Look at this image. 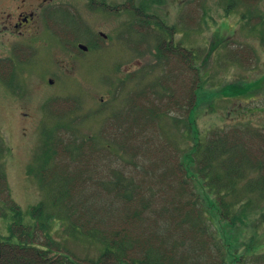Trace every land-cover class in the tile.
Masks as SVG:
<instances>
[{
    "label": "rangeland",
    "instance_id": "1",
    "mask_svg": "<svg viewBox=\"0 0 264 264\" xmlns=\"http://www.w3.org/2000/svg\"><path fill=\"white\" fill-rule=\"evenodd\" d=\"M181 1L188 8L180 13L177 11L181 14L184 29L193 26V22L187 19H196L194 25L199 26L197 34L186 31L191 34L183 35V47L186 52H194V66L201 79L189 119L186 107L181 113L175 111L174 103L182 99L181 94L176 92L173 102L168 101L169 95L173 98L171 91L163 100L171 104L170 113L155 123H149L145 117L134 120L137 100L142 98L141 101L149 104L157 103V98L162 97L152 96L150 91L154 90L149 88L161 80L165 84L167 78L179 73L172 56L168 57L170 62L167 64H151V68H142L148 60L153 61L152 52H144L148 44H154L145 33L135 35L134 51L138 54H135V67L142 69L140 74L137 72V79L130 82L123 73L130 63H126L129 45L134 43L130 44L129 35L122 31L105 41L100 54L76 53L75 58L55 48V58L64 66L62 68H55L52 58H45L37 66H27L14 60L12 77L8 80L10 78L13 83L15 93L10 94L0 85V139L7 150L4 156L7 187L26 224L31 222V207L39 203L52 207L54 198L51 199V192L57 187V179H37L36 173L39 167H44L45 153L50 154L45 167L51 165L53 149L58 152L57 161H60L56 171L68 163L78 166L76 170L84 169L89 162L92 173L99 177L122 172L125 176L145 182L160 200L163 182L169 181L176 187L175 180L185 174L181 165L187 164L191 172L187 176L192 178V183H201L207 174L204 168L208 159L206 148L218 146L213 136L228 133L230 140L234 139L232 141L236 143V146L228 147L243 149L245 155L241 160L225 161L224 169L219 165L222 159H218V165L216 159L206 177L213 175V180L232 177V168L238 166L233 192L220 193L229 194L224 202L234 203L232 209L237 212V218L244 221L239 226L240 234L232 243L239 249L238 256L245 253L241 264H252L257 256L264 255V142L261 141L264 138V0H231V4L229 0ZM191 1L193 3L188 5ZM166 2L168 4L170 0ZM203 2L210 17L207 22L198 24ZM12 5V0H0V13L9 12ZM168 9L172 14L176 13L175 8L168 6ZM123 19L120 17L119 23ZM112 28V23L100 27L105 34ZM214 29L225 33L226 40L207 56ZM1 39L4 41L6 38L1 36ZM122 50L125 51L120 58L123 67L117 69L115 61ZM68 61L76 63L73 66L63 65ZM46 79L53 83L50 85ZM121 81H125L123 87L116 90V83ZM183 88L184 93L185 89L189 90L190 82H186ZM141 92L145 93L142 97ZM55 96L59 97L58 100L74 99V104L56 107L58 112L55 113L46 105L47 100ZM69 107L71 111L67 110ZM86 136L97 145L111 143L108 146L111 153L98 155L92 151L96 154L91 155L88 145L84 144L79 158H75L73 153L68 157L65 147L68 144L77 146L80 137ZM63 152L65 158L61 157ZM170 192L174 194V190ZM48 209L59 218V221L50 224V237L62 249V254L79 263H89L99 257L103 250L101 244L75 232L70 220L63 218L67 214L63 207ZM9 222L10 215L0 218L1 237L8 236ZM43 236L41 231L35 230L33 242L45 244L47 239ZM25 240L28 241V238L25 237ZM249 245L250 250L245 252Z\"/></svg>",
    "mask_w": 264,
    "mask_h": 264
},
{
    "label": "trees",
    "instance_id": "2",
    "mask_svg": "<svg viewBox=\"0 0 264 264\" xmlns=\"http://www.w3.org/2000/svg\"><path fill=\"white\" fill-rule=\"evenodd\" d=\"M188 54L190 53L185 51L183 55L182 71L176 64L179 73L173 74L175 80L170 77L165 84L161 83V80L149 88L154 90L150 91L152 96L162 97L157 98V103L149 104L141 101L142 98L137 100L135 121L145 117L149 123H155L170 113L172 110L168 101L173 102L176 92L183 97L175 101V111L181 113L182 108L186 107L189 119L201 79ZM156 58L161 59L160 52ZM167 60L169 63L170 58ZM5 82L7 86L11 85ZM186 82H190V89H185L184 93L183 85H186ZM171 91L173 98L169 95V100L164 102V98H168L166 93L170 94ZM139 94L142 97L145 93ZM60 102L59 108L67 104L66 101ZM216 137L213 136V139L214 142L218 141V146L207 147L205 150L208 159L204 162L207 174L203 181L192 183V178L187 176L190 171L187 164L181 165V171L185 174L182 173L183 177L175 180L176 187L169 181L163 182L160 200H157L145 182L125 176L122 172L99 177L92 173L89 162L84 169L76 170L78 166L68 163L56 171L60 162L57 161L59 155L51 147V165L45 167L50 158V154L45 153L44 167H39L36 176L41 180L57 179V187L51 192V199L54 198L51 206L63 207L67 212L63 218L70 220L75 232L96 239L101 244V254L89 263H79L62 254V249L51 239L50 224L59 221V218L49 211L48 208L52 207H46L42 203L31 207V222H23L21 210L11 199L7 187L4 164L7 150L0 139V218L10 215L8 236H0V264H241L245 253L238 256L239 249L233 245L232 240L240 234L239 226L243 225L244 221L237 218V212L232 209L234 203L224 202V198L229 194L220 193L233 192L238 166L232 168V177L224 176V179L213 180L215 176H206L210 174L212 163L216 159V165L218 159H222L219 165L224 169L225 161L241 160L245 152L240 148L228 147L236 146L228 133ZM80 139L77 146L68 144L65 147L67 156L73 153L75 158H79L84 144L88 145L91 155L111 153L108 147L111 143L104 146L97 145L91 137ZM113 141L116 142V138H113ZM261 141L264 142V138ZM263 148L264 145L262 150ZM92 151L96 153H91ZM65 153L61 157L65 158ZM171 190H174V194H171ZM159 205L164 206L155 208ZM35 230L43 233V237L47 239L45 244L33 242ZM250 248V245L246 246L245 252ZM252 264H264V255L257 256Z\"/></svg>",
    "mask_w": 264,
    "mask_h": 264
},
{
    "label": "flooded vegetation",
    "instance_id": "3",
    "mask_svg": "<svg viewBox=\"0 0 264 264\" xmlns=\"http://www.w3.org/2000/svg\"><path fill=\"white\" fill-rule=\"evenodd\" d=\"M120 1L12 0L11 10L0 13V85H3L10 94L15 93L13 88L10 86L8 88L5 82L7 81L13 85L10 82V78L9 80L6 78L12 77L14 60L23 62L27 66H37L45 58H52L55 68H58V66L62 68L64 66H61L55 58V48L75 58L77 57V55H74L76 53L86 54L91 52L100 54L105 41L111 39L114 34L118 35L120 31L125 35H129L130 44L134 43L129 45L126 63H130L125 67L123 73L129 82L137 79V72L139 71L140 74L141 68L140 66L135 67V54L138 55L134 51L136 34L145 33L151 42L154 43L148 44L144 48L145 53L151 54L150 51L152 52L153 61L148 60L142 68H151V64H166L168 57L172 56L175 59V63H177V67L182 71L184 66L183 55L186 50L183 47V35L186 33L188 35L191 34L186 31L197 34L196 30L199 28L198 25H194L196 19H187L193 22V26L190 28L184 29V26H182L181 14L179 15L177 11L179 13L183 9L187 11L188 8L183 1L170 0L168 4L167 0H125L124 3ZM230 1L229 3L231 4ZM192 3L191 1L188 5ZM178 5L179 7H177ZM168 6L172 9L175 8L176 13L172 14ZM201 8L202 15L198 16L200 20V22L197 20L198 24L207 22L210 17L204 2ZM120 17H124L121 23H119ZM195 17H197V14L194 15ZM109 23L113 24V28L111 32H106L105 34L100 27ZM214 25L215 23H213ZM1 36L6 39L3 41ZM210 38L212 41L209 43L207 56L214 53L226 40L225 33L221 31L219 33V30L215 31V29L212 30ZM117 49L120 50L121 47L120 49L117 47ZM158 52H160L161 59L156 58ZM124 54V50L120 51L115 61V68L118 69L119 66H122L120 58ZM188 56L194 64V52H191ZM75 63L76 61H68L63 65L73 66ZM46 81L53 83L52 80L46 79ZM124 82L116 83L115 89H121ZM58 99V96L50 98L47 100L46 105L52 111H56L59 108L58 104L61 103ZM65 100L70 105L74 104V99ZM64 107H68V104H64ZM67 110L71 111L70 107Z\"/></svg>",
    "mask_w": 264,
    "mask_h": 264
}]
</instances>
